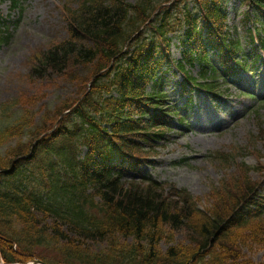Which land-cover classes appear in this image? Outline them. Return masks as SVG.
<instances>
[{
	"label": "trees",
	"instance_id": "obj_1",
	"mask_svg": "<svg viewBox=\"0 0 264 264\" xmlns=\"http://www.w3.org/2000/svg\"><path fill=\"white\" fill-rule=\"evenodd\" d=\"M77 1L64 8L66 37L32 57L30 74L68 78L76 94L0 126V261L264 264L245 253L264 250L263 185L251 167L213 186L205 205L144 172L156 165L170 120L181 119L169 73L182 74L184 89L215 93L219 77L245 68L242 36L253 44L246 22L264 18V0H243L250 9L241 25L230 24L228 0ZM8 30L0 26V42ZM178 232L188 241L175 242Z\"/></svg>",
	"mask_w": 264,
	"mask_h": 264
},
{
	"label": "rangeland",
	"instance_id": "obj_2",
	"mask_svg": "<svg viewBox=\"0 0 264 264\" xmlns=\"http://www.w3.org/2000/svg\"><path fill=\"white\" fill-rule=\"evenodd\" d=\"M229 3L241 6L240 0ZM66 4L70 8L79 5L77 0H22L18 9H12L8 0L0 5L3 17L12 22L10 39L0 45V126L12 123L24 108L38 118L61 99L76 94L75 82L52 72L37 79L30 77L32 57L67 35L63 16ZM237 13L231 9V18L239 20ZM172 51L179 56L174 46ZM254 69L252 76L240 73L231 79L230 90L218 105L198 90L193 104L183 113L188 123L175 124L177 131L170 133L169 142L156 157V167L146 170L160 180L186 187L204 205L213 186L232 183L243 176L244 164L251 167L252 182L264 185V103L258 104L264 100V91L257 93L252 86L264 84V59ZM181 80L180 75H169L167 89L173 90V97L179 93L175 87H180ZM241 91L255 92L256 96H242ZM176 97L180 105L189 98L183 94ZM222 155L231 156V160H223ZM187 241L182 232L176 234L175 242ZM105 246L102 243L92 247L99 250ZM167 246L163 243V248ZM245 253L257 262L264 261L262 248H247Z\"/></svg>",
	"mask_w": 264,
	"mask_h": 264
},
{
	"label": "water",
	"instance_id": "obj_3",
	"mask_svg": "<svg viewBox=\"0 0 264 264\" xmlns=\"http://www.w3.org/2000/svg\"><path fill=\"white\" fill-rule=\"evenodd\" d=\"M27 264H30V263H27ZM32 264H45V263L40 259H35V260H33Z\"/></svg>",
	"mask_w": 264,
	"mask_h": 264
}]
</instances>
